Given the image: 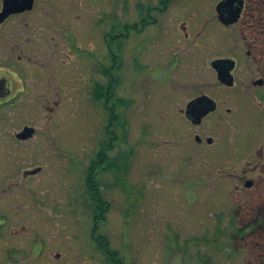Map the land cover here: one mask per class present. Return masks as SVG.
<instances>
[{
    "label": "rangeland",
    "instance_id": "rangeland-1",
    "mask_svg": "<svg viewBox=\"0 0 264 264\" xmlns=\"http://www.w3.org/2000/svg\"><path fill=\"white\" fill-rule=\"evenodd\" d=\"M139 1L82 0L78 12L79 0H39L30 27L35 41L22 47L31 53L21 52L15 63L16 107L0 108V264H113L98 248L100 236L120 264H264V106L240 84L217 87L206 33L185 46L182 35L152 26L131 33L114 62L112 39L139 22ZM249 1L251 8L261 2ZM205 5L201 0L192 20L195 34L204 31ZM169 24L176 29L178 21ZM69 28L78 36L74 42H66ZM143 39L154 41L148 57L134 59ZM158 40L174 44L167 48L180 61L172 62L167 49L156 54ZM144 65L152 69H136ZM97 84L104 92L111 85L113 123L106 99H94ZM202 94L225 104L195 127L185 106ZM24 126L36 133L20 142L16 134ZM38 167L39 174L23 177ZM91 169L106 209L96 232ZM30 247L29 256L9 259L12 250Z\"/></svg>",
    "mask_w": 264,
    "mask_h": 264
},
{
    "label": "flooded vegetation",
    "instance_id": "flooded-vegetation-1",
    "mask_svg": "<svg viewBox=\"0 0 264 264\" xmlns=\"http://www.w3.org/2000/svg\"><path fill=\"white\" fill-rule=\"evenodd\" d=\"M78 12H82V0H79ZM208 1V2H207ZM229 0H206V13H209L208 18H206L204 23V31L194 33L197 29L192 28V22L195 21L196 12L198 9V4L201 0H156L153 3V0H140L138 3H135L136 13L140 15L139 22L126 25L125 33L115 35L117 39H112L113 42H117V46L112 44V48H115L113 56V61H121V53L123 52L124 44L128 43L131 33L142 34L147 33L149 28L156 26L161 32L166 29H171L174 33L182 35L183 39L186 40V45L188 41L194 42L193 39L196 37H201L203 33H206V53H207V63L210 71L213 73V76L217 82V87L220 90H233L238 84H240V91L243 93L246 92L247 95L251 96L253 100L258 103V107L264 106V1H259L258 6L251 8L249 0H235L230 6L221 11L218 10L220 4ZM39 0H32V8L20 12L21 6L17 8H11L9 5V0H0V108L4 107H16L18 91L15 89V81L20 80V71L16 64L21 63L23 60L22 54H30V49H25L23 51L22 47L30 48L33 46L35 41L34 29H31V25L34 23L35 19L33 18V13L37 10V4ZM241 7V11L238 14V18L234 21L237 13V7ZM81 6V7H80ZM47 12L46 14H49ZM191 13V17L190 14ZM198 14V12H197ZM222 17V19H221ZM77 19L83 21V14H77ZM178 21V25L175 27L171 26L169 22ZM193 20V21H192ZM194 26H198L194 24ZM71 28L65 30L66 42H74L75 39H78L72 34ZM202 29V30H203ZM198 31V30H197ZM81 32V31H80ZM108 36V35H107ZM111 36V35H110ZM109 36V37H110ZM118 37H125L126 40L122 41ZM83 39V35L81 36ZM154 42L149 39H143L139 43L137 48L139 50L135 51L134 59H146L148 56L144 55L150 48V44ZM169 44V46H166ZM111 45V44H110ZM174 46L171 45L169 41L162 43L160 40L157 41V45L153 47L157 48L156 54L161 53L164 50H168L170 53V58L172 62L180 61V56L176 54L175 51H171L167 47ZM191 46V44H190ZM152 47V46H151ZM176 48V47H175ZM230 49L231 52L228 53ZM77 52L83 54L82 46H77ZM151 53L150 55H152ZM7 55V57H5ZM238 55V57L236 56ZM118 57V58H117ZM8 58V59H7ZM5 59L9 62L5 63ZM33 58L29 56L26 61L32 63ZM170 61V62H171ZM16 63V64H15ZM137 70L145 71L151 70L147 66H137ZM230 70V76L232 77L233 84L228 86L220 80V75ZM246 69V71H245ZM242 70L241 80L238 78V73ZM111 71L109 70V74ZM245 72L247 75L245 76ZM100 85H96L93 92L95 97L100 92ZM111 85L106 88V92L111 95ZM114 92H112L113 95ZM174 92L166 94V99L172 102ZM207 97L214 102L215 109L208 114L205 118L202 119L201 124L194 125L189 120V122L195 127H201L204 121L220 111V107L225 104V101H222L213 96L202 94L195 96L190 99L185 106V117L186 110L188 105L200 98ZM165 97V96H164ZM95 101H97L95 99ZM99 102V101H97ZM173 107V106H172ZM225 113L227 115H233L234 111L231 109H226ZM187 118V117H186ZM25 129H33L34 134L28 139L19 138V136L25 131ZM36 130L30 126H24L20 132L16 134V139L20 142H27L34 138ZM208 140H212L211 143ZM195 141L202 145V138L199 135L195 136ZM206 143L208 145H213L214 140L212 138H207ZM113 147V144H112ZM262 157V152L259 153ZM41 169V167H38ZM35 168V169H38ZM33 169V170H35ZM256 169V168H255ZM26 170L23 173L24 178H29L31 176H25L26 172L33 171ZM40 171V172H41ZM39 172V173H40ZM38 173V174H39ZM241 180V179H239ZM252 182V186L249 189H252L254 182L251 180H246V183ZM1 229L4 227V222H0ZM33 247H30L28 250H21V248H16L9 252V259H14L18 261L20 257H26L30 255ZM11 253V255H10ZM23 253L24 255L22 256ZM21 254V255H20ZM32 259V258H31Z\"/></svg>",
    "mask_w": 264,
    "mask_h": 264
},
{
    "label": "water",
    "instance_id": "water-1",
    "mask_svg": "<svg viewBox=\"0 0 264 264\" xmlns=\"http://www.w3.org/2000/svg\"><path fill=\"white\" fill-rule=\"evenodd\" d=\"M235 0H229L225 1L222 4L219 5L218 10L221 11L227 8V6L234 3ZM9 5L11 8H17L21 6L20 12L24 10H28L32 8V0H9ZM241 7H237V13L234 21L238 18V14L241 11ZM222 19V17H221ZM220 80L227 84L228 86H231L233 84L232 77L230 76V70L226 69V72L224 71L223 74L221 72L219 73ZM215 109L214 102L210 100L209 98L203 96L200 97L194 101H192L186 110V117L187 119L194 125H199L202 122V119L205 118L208 114H210ZM34 134L33 129H25V131L19 136V138L22 139H28ZM209 143L212 142V140H208ZM41 171L40 168L35 169L33 171H29L25 173V176L35 175L38 174ZM252 186V182L248 181L245 185L246 188H250Z\"/></svg>",
    "mask_w": 264,
    "mask_h": 264
},
{
    "label": "trees",
    "instance_id": "trees-1",
    "mask_svg": "<svg viewBox=\"0 0 264 264\" xmlns=\"http://www.w3.org/2000/svg\"><path fill=\"white\" fill-rule=\"evenodd\" d=\"M103 90V91H102ZM99 94L95 97V99L97 101H101L102 99H106V107H108L109 105V102H110V99H111V95H109V93H106V91L104 92V89H102ZM113 90V89H112ZM111 91V90H110ZM112 98H113V95H112ZM120 103H124L125 101H122V100H118ZM111 114H112V120L111 122L113 123L114 121L118 120V117L117 115L115 114V108L112 107V108H109ZM113 136H112V142L114 141L113 140ZM111 149V146L108 145V147L105 149V150H110ZM107 151H104L101 156H102V159L100 158L99 160V163L101 162V160H104L105 157H106V152ZM94 168V167H93ZM97 181L95 179V175H93V169H91L89 171V177H88V189L90 190L91 192V195L94 199V202H96V211H95V216H94V225H95V228H94V231L93 232H96L97 231V227L101 224L102 221H104V218H105V207L102 206V199L100 198V195L98 194V185H97ZM97 239V238H96ZM98 248L103 250L104 252H106L108 254V256L110 258H112V262L113 264H120V260L118 259V253L114 250H112L109 246V241L104 238L103 236H100L98 239ZM118 259V260H117Z\"/></svg>",
    "mask_w": 264,
    "mask_h": 264
}]
</instances>
